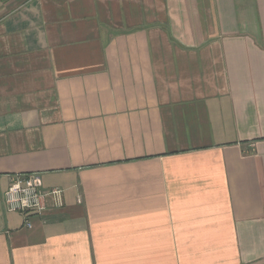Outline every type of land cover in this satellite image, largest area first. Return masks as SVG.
Listing matches in <instances>:
<instances>
[{
    "label": "crops",
    "instance_id": "0c3cea01",
    "mask_svg": "<svg viewBox=\"0 0 264 264\" xmlns=\"http://www.w3.org/2000/svg\"><path fill=\"white\" fill-rule=\"evenodd\" d=\"M0 264H264V0H0Z\"/></svg>",
    "mask_w": 264,
    "mask_h": 264
},
{
    "label": "built area",
    "instance_id": "2783aa9c",
    "mask_svg": "<svg viewBox=\"0 0 264 264\" xmlns=\"http://www.w3.org/2000/svg\"><path fill=\"white\" fill-rule=\"evenodd\" d=\"M47 197L53 198L57 207L63 205V190L45 191L39 174H15L9 177L4 205L8 212L20 214L26 226L31 227V215L43 214Z\"/></svg>",
    "mask_w": 264,
    "mask_h": 264
}]
</instances>
